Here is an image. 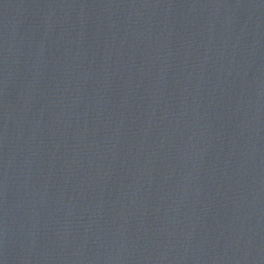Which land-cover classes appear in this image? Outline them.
Listing matches in <instances>:
<instances>
[{"label":"water","instance_id":"water-1","mask_svg":"<svg viewBox=\"0 0 264 264\" xmlns=\"http://www.w3.org/2000/svg\"><path fill=\"white\" fill-rule=\"evenodd\" d=\"M0 264H264V0H0Z\"/></svg>","mask_w":264,"mask_h":264}]
</instances>
